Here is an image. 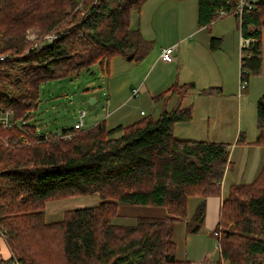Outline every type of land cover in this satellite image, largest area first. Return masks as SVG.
I'll list each match as a JSON object with an SVG mask.
<instances>
[{"label":"trees","instance_id":"obj_1","mask_svg":"<svg viewBox=\"0 0 264 264\" xmlns=\"http://www.w3.org/2000/svg\"><path fill=\"white\" fill-rule=\"evenodd\" d=\"M146 0H0V53L11 54L0 73L5 89L0 104L14 111L16 146H0V229L10 259L18 264H190L175 259L173 226L186 218L187 203L197 204L191 232L199 231L205 199L221 196L229 145L178 140L173 127L191 119L182 100L192 83L172 85L154 102L175 97L172 108L155 120L107 130L101 122L88 130L63 129L38 134L26 125L37 106L41 83L58 80L120 57L139 63L150 52L137 27L130 24ZM239 0H197V25L208 28L235 16ZM250 2L251 0H244ZM224 16H221L220 13ZM264 1L244 9L239 32L251 40L241 49L239 81L261 73ZM56 38L32 48L28 32ZM210 50L220 39L210 38ZM245 89V88H244ZM205 95H221L209 88ZM257 135L252 145L263 160L250 184L232 185L223 197L216 230V264H264V94L256 103ZM119 133L120 136L113 137ZM71 137L67 138L66 135ZM24 139V140H22ZM242 134L236 143L244 144ZM29 143V144H28ZM97 196L96 206L66 211L59 222L46 223L45 207L55 199ZM163 208L159 216L138 217L119 225V205Z\"/></svg>","mask_w":264,"mask_h":264},{"label":"rangeland","instance_id":"obj_2","mask_svg":"<svg viewBox=\"0 0 264 264\" xmlns=\"http://www.w3.org/2000/svg\"><path fill=\"white\" fill-rule=\"evenodd\" d=\"M196 12L197 0H146L139 13L135 12L132 16V27H137L142 37L150 42V52L146 58L135 64L116 56L107 65L96 63L79 74L41 83L38 87L37 106L26 125H33L38 134L47 135L73 128L80 122L81 112H84L82 130L91 129L101 122L110 130L119 125L130 126L145 118L157 119L163 110L169 111L172 108L175 99L173 102L169 100L164 103L160 100L155 103L153 98L169 89L179 74L176 64L158 63L152 67L150 60L157 59L163 49L174 47L173 58L179 61L180 69L182 65L183 69L187 67L191 59L195 60L193 53L199 50L202 53L200 64L204 68L202 77L204 75L213 79L215 85L222 88L221 95L213 99L188 97L182 100L181 106L186 102L192 105L191 125L174 126V137L213 141L219 139L216 135L222 124L224 140L220 141L233 146L239 134H242L245 141L253 142L257 135L256 103L264 94V29L261 31V73L249 75L248 81L244 83L245 89L240 91L239 26L242 17L236 16V19L234 16H225L212 23L207 30L199 31ZM30 33L36 34L32 44L42 39L36 31L30 30ZM185 38L190 40L187 43L181 42ZM210 38L220 39L219 49L210 50ZM203 50H208L209 55L204 56ZM4 63L0 64V73L6 72L13 76L15 71L4 67ZM210 69L215 75L208 72ZM4 89V84L0 82V94ZM92 99H95V103L91 106ZM0 106L4 107L2 104ZM91 107L93 109H89ZM141 112L144 115H140ZM16 123L17 127H21L22 121ZM5 136L6 133H0L2 139ZM118 136L119 133L113 135ZM226 188L227 185H224L222 191L225 192ZM197 200L194 197L188 200L186 218L173 226L171 239L175 244V259L190 264H216V228L211 230L201 225L199 231L191 232V224L194 226L191 216ZM98 202L95 195L51 200L47 203L45 221L59 222L66 211L96 206ZM51 207H56L58 212H50ZM161 210L163 208L120 204L115 222L119 225H133L136 218L159 216ZM188 222L190 226H187ZM0 242V252L4 256L8 249L5 237Z\"/></svg>","mask_w":264,"mask_h":264},{"label":"crops","instance_id":"obj_3","mask_svg":"<svg viewBox=\"0 0 264 264\" xmlns=\"http://www.w3.org/2000/svg\"><path fill=\"white\" fill-rule=\"evenodd\" d=\"M134 13L135 12H132V14L130 16L131 26L134 25L133 19H132V16ZM196 23H197V14H196ZM213 23H215V22H213ZM197 27H198V25H197ZM197 29L199 31H204V30H207L208 28H206V27L199 28L198 27ZM198 30L195 32H198ZM188 40H190V38H188L187 40H186V38L182 39L181 42L187 43ZM239 40L240 41L242 40L241 35H240ZM203 52H204V56L209 55V53H210V52H208V50H203ZM240 52H241V49H240ZM200 54L202 56V53L199 52V50L194 51L193 56H195L194 57L195 60L191 59L189 61V64L187 65V67H184V69H186V70L183 69V65H182V69H180V63H179V61H176V58L175 59L173 58L172 62H164L160 58L161 54L157 56V59L156 58L151 59L150 65L152 67H156V65L158 63H162V65L163 64H165V65H172V64L175 65L176 64V69H178L177 72L179 75H177V79L174 81L173 85H182V84H189V83H192L194 85V88L188 92V94L186 95V97L183 100H185L188 97H198L195 99H199V97H207L206 99H213L214 97H217V96L216 95H210V96L205 95L203 92L209 88H220V87H217V85H215L216 83L213 81V79H208V77H206L204 75L202 77L204 68L200 64L201 63ZM197 56H200V58H198ZM239 67H240V62H239ZM183 71H185V72H183ZM208 72L215 75L214 71L212 69H210ZM198 80H200V81H198ZM220 89L222 90V88H220ZM173 99H175V97L169 98V100L172 102H173ZM174 102H175V100H174ZM174 102H173V104H174ZM182 107L192 108V105H189V103L186 102ZM140 115H141V113H140ZM178 124H182V125H186V127L187 126L190 127L189 125H191V121L187 122V123H178ZM176 125H174V126H176ZM119 126H121V125H119ZM216 137L219 139H215V140L210 141V142L225 143L224 141H220V140H224L223 139L222 124H220V126L218 128V132H217ZM176 139L198 141L196 139H191V138H188V139L176 138ZM236 140H235V143L233 146L228 144L229 145V147H228V150H229L228 168L225 170L223 179L220 183V185H221V196L220 197H208L205 199L204 219H203V222L201 225L202 226L204 225V227H208L211 230H214V228H216V224L218 221V213H219L220 203H221L223 197L227 194L228 188L232 185L250 184L255 179V177H256L259 169H260V164H261L262 155H263V149L261 147L252 145L251 144L252 141H246L244 144H241V143L237 144ZM200 141H202V140H200ZM241 169H243V171H241ZM224 185H227L225 192L222 191ZM47 207H48V204L46 205L45 210H47ZM51 211L52 212L53 211L58 212V209L56 207H54V208L51 207L50 212ZM45 217H46V214H45ZM8 261L9 262L12 261L11 263L13 264V260L10 259V253L7 249V254L4 256L0 252V264H7Z\"/></svg>","mask_w":264,"mask_h":264},{"label":"built area","instance_id":"obj_4","mask_svg":"<svg viewBox=\"0 0 264 264\" xmlns=\"http://www.w3.org/2000/svg\"><path fill=\"white\" fill-rule=\"evenodd\" d=\"M260 0H251L250 2H245L244 0H239L237 9L235 12V16L242 17L244 9H252L256 3H258ZM264 1V0H262ZM221 16H224V14L221 12ZM34 37V38H33ZM36 34L35 33H28L26 36V41H33L35 40ZM56 38V35H48L44 38H42L40 41L36 42L35 44H32V48H35L39 44L42 43L43 40H45L46 43H49L53 41ZM251 40H241L240 46L242 48H247L250 44ZM173 54H174V47L163 49L160 55V58L164 62H172L173 60ZM13 60V56L11 54H2L0 53V64ZM245 88V84L241 83L239 86L240 90H243ZM134 94H136V91H134ZM141 115H144L143 112H141ZM84 117V112L80 113L79 116V123H76L73 126L74 131H78L82 129V119ZM12 118V119H11ZM17 123L14 120V111L10 108L1 107L0 106V133H6L5 139H2L0 137V146L4 148H13L16 146L17 139L14 137V131L17 129ZM60 134V133H59ZM58 134V135H59ZM55 135V134H53ZM67 138H70L71 135H66ZM24 140V139H22ZM214 236L218 237V232H214ZM5 237V231L3 229H0V239ZM13 264H18L16 261L13 260Z\"/></svg>","mask_w":264,"mask_h":264},{"label":"water","instance_id":"obj_5","mask_svg":"<svg viewBox=\"0 0 264 264\" xmlns=\"http://www.w3.org/2000/svg\"><path fill=\"white\" fill-rule=\"evenodd\" d=\"M94 103H95V99H92V100L90 101V105L92 106ZM89 109H93V107H91V108H89Z\"/></svg>","mask_w":264,"mask_h":264}]
</instances>
